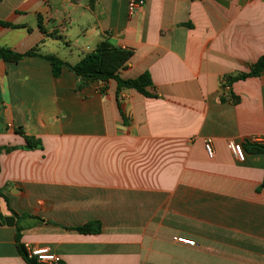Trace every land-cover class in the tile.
Here are the masks:
<instances>
[{
  "label": "crops",
  "instance_id": "0c3cea01",
  "mask_svg": "<svg viewBox=\"0 0 264 264\" xmlns=\"http://www.w3.org/2000/svg\"><path fill=\"white\" fill-rule=\"evenodd\" d=\"M0 21L17 26H0V47L35 53L0 59V147L15 148L0 152V264H26L17 225L61 264H264V153L246 145L264 146V71L232 79L264 57V0H146L135 14L127 0H0ZM102 41L132 50L119 76L147 72L152 97L54 77L43 57L75 65ZM92 221L100 233L72 230Z\"/></svg>",
  "mask_w": 264,
  "mask_h": 264
},
{
  "label": "trees",
  "instance_id": "16d2710c",
  "mask_svg": "<svg viewBox=\"0 0 264 264\" xmlns=\"http://www.w3.org/2000/svg\"><path fill=\"white\" fill-rule=\"evenodd\" d=\"M0 26L9 28L17 27L2 21H0ZM39 29L42 31L40 25ZM32 55H35L33 50L24 54H18L12 52L7 48L0 47V59L5 62L17 63L21 59H23V57ZM132 55V50L115 47L109 44L107 41H102L96 45L93 51L82 56L75 65H69L53 55H47L43 57L50 62L52 74L54 77H58L61 69L63 67H66L71 73H73L77 78L80 79V81L83 83L82 86H86L89 82L94 81L100 83H107L109 80L115 81L117 84L116 98H118V94L121 89H133L144 97H152V94H150L148 91V89L151 88L152 83L147 72L142 73L134 79H123L119 76V71L124 69ZM263 71L264 57H261L257 60L256 63L251 66L250 70L247 73H241L232 79L244 80L248 77H257L260 76ZM232 99L233 102H237L236 98L232 97ZM16 133L23 137V140L25 142V149H35L40 147V141L38 139L24 135L21 129H16ZM246 145L251 146V149L253 151L264 153V146L262 145ZM14 149V147H0V152H9ZM5 201L7 202L6 199ZM11 214L18 219L17 215L14 212L11 211ZM72 230H75L81 234H98L101 231V224L98 221H92L82 226L73 228ZM20 232L21 227L18 225L15 226L14 239L19 254L26 264H40L34 258H28L24 245L20 242ZM58 264L61 263L59 262Z\"/></svg>",
  "mask_w": 264,
  "mask_h": 264
},
{
  "label": "built area",
  "instance_id": "2783aa9c",
  "mask_svg": "<svg viewBox=\"0 0 264 264\" xmlns=\"http://www.w3.org/2000/svg\"><path fill=\"white\" fill-rule=\"evenodd\" d=\"M146 3V0H127V9L129 14H135L139 9H141ZM204 151L208 158L213 157V149L209 141L203 142ZM227 149L230 151L232 156L238 161L242 162L244 159V151L241 144L228 141L226 144ZM176 242L184 244L187 246H194L195 242L193 240L175 237L173 238ZM25 251L28 258H34L40 264H58L60 259L55 254L51 253L46 247H32L30 245H24Z\"/></svg>",
  "mask_w": 264,
  "mask_h": 264
},
{
  "label": "water",
  "instance_id": "95a60500",
  "mask_svg": "<svg viewBox=\"0 0 264 264\" xmlns=\"http://www.w3.org/2000/svg\"><path fill=\"white\" fill-rule=\"evenodd\" d=\"M6 226L11 227L14 225L15 218L13 216H7L3 218Z\"/></svg>",
  "mask_w": 264,
  "mask_h": 264
}]
</instances>
